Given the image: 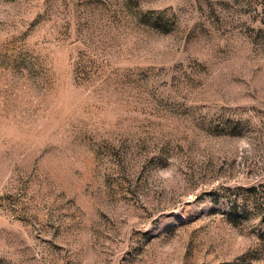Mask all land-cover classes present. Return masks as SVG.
I'll return each instance as SVG.
<instances>
[{
    "label": "rangeland",
    "instance_id": "obj_1",
    "mask_svg": "<svg viewBox=\"0 0 264 264\" xmlns=\"http://www.w3.org/2000/svg\"><path fill=\"white\" fill-rule=\"evenodd\" d=\"M0 264H264V0H0Z\"/></svg>",
    "mask_w": 264,
    "mask_h": 264
}]
</instances>
